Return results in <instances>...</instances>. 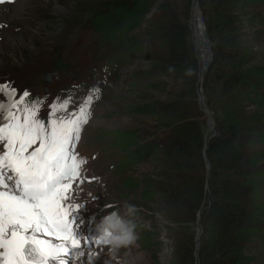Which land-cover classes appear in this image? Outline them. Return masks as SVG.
I'll return each instance as SVG.
<instances>
[{
	"label": "trees",
	"instance_id": "16d2710c",
	"mask_svg": "<svg viewBox=\"0 0 264 264\" xmlns=\"http://www.w3.org/2000/svg\"><path fill=\"white\" fill-rule=\"evenodd\" d=\"M145 1L107 4L109 17L102 12L99 24L108 42L113 40L123 50H139L141 40L129 36L127 30L147 11ZM197 1L212 42V58L201 83L215 121L214 134L205 144V158L202 117L195 108L197 60L186 21L166 1L158 4L143 30V36L156 40L162 52L149 71L138 70L162 77L148 81V86L164 96L141 92L137 100L121 105L128 115L148 116L150 129L143 137L136 127L119 126L104 137L115 154L111 164L119 177L117 190L128 194L143 188L144 200L160 201L163 215L186 230L188 239L180 255L175 254L174 264H193L195 245L188 223L196 221L197 213L201 228L195 249L197 264H253L247 244L258 229V213L264 211L259 199L264 182V66L250 63L253 41L251 37L240 39V25L246 8L264 0ZM95 12L91 10L93 16L86 21L93 23ZM137 12L140 15L131 19ZM255 21L264 25L263 17ZM104 23L112 24L110 32ZM188 69L193 75L186 74ZM248 103L254 105L252 110L246 108ZM144 160L151 164L153 174L140 179L132 174L133 165ZM137 228L141 240L148 239L149 232Z\"/></svg>",
	"mask_w": 264,
	"mask_h": 264
},
{
	"label": "rangeland",
	"instance_id": "374dc122",
	"mask_svg": "<svg viewBox=\"0 0 264 264\" xmlns=\"http://www.w3.org/2000/svg\"><path fill=\"white\" fill-rule=\"evenodd\" d=\"M9 1L11 4L16 2L23 10L17 13L13 21L0 22V84L9 82L16 89V99L27 90L29 96L26 97L25 104L38 102L40 108L37 118L45 122L48 120L49 105L57 101V98L58 103L69 101L68 108L58 115L79 114V109L87 104L88 121L82 126L75 148L78 159L84 161L80 169L81 177L74 185L67 202L70 218H78L75 221L79 225L78 238L90 236L97 239L96 222L117 209L123 214L125 203L139 209L134 220L138 237L134 245L111 253L97 243L82 242V247L76 251L75 256H69L66 260L71 264H174L175 254L180 255L182 245L188 239L186 230L180 227V223L175 224L163 215L160 201L144 200L140 195L143 188L138 187L128 194L126 190H117L119 177L111 164L115 154L104 136L120 126L136 127L140 135L145 137L149 117L128 115L121 106L137 100V94L141 92L153 97L164 96L160 90L148 86V81L162 77L138 71H149L157 55L162 52L156 40L143 36L144 26L148 19L154 17L158 4L163 1L172 6L176 15L187 23L190 12L193 17L194 5L191 10V0H146L148 8L142 19L127 30L129 36L133 35L141 40L138 51L123 50L122 46L113 44V40L108 42L102 35L104 26L99 24L102 18L100 14L105 12L106 17H109L108 10L111 9L106 6L112 0ZM91 10L97 11L93 23L86 21L93 16L90 15ZM138 15L139 12L131 16V19ZM201 17L204 20L202 12ZM242 17L240 39L251 37V49L255 51L250 63L264 66V25L260 26L255 21L260 17L264 18V1L247 7ZM121 24H126L124 18ZM104 25L105 31L112 30V24ZM187 27L190 41L191 28L190 25ZM198 40L195 37V41ZM211 45L209 39L212 49ZM197 65L199 69L198 60ZM136 71L139 74H135ZM47 72L50 73L49 81L44 82ZM196 75L195 108L202 117L203 139L206 144L210 134L215 131L214 113L203 95L202 74L201 77H198V73ZM168 84L166 87H171ZM0 102L7 103V97L3 93H0ZM253 106L248 103L246 108L252 110ZM204 107L212 120L211 127L206 124ZM206 171L205 169V173ZM132 174L142 179L145 175L153 174V169L144 160L133 165ZM259 199L264 203V182L261 183ZM257 218L258 229L247 244V252L252 255L253 264H264V211L259 212ZM188 224L195 245L193 264H197L195 249L201 228L198 221ZM137 225L145 228L146 234L149 232L147 242L141 240Z\"/></svg>",
	"mask_w": 264,
	"mask_h": 264
},
{
	"label": "snow or ice",
	"instance_id": "6c2138e0",
	"mask_svg": "<svg viewBox=\"0 0 264 264\" xmlns=\"http://www.w3.org/2000/svg\"><path fill=\"white\" fill-rule=\"evenodd\" d=\"M0 93L7 97L0 102V264H71L66 258L82 242L99 243L78 238V218H70L67 206L84 162L75 148L88 121L87 104L79 114L58 115L69 101L57 98L45 122L37 118L38 102L25 104L27 90L16 99V89L5 82Z\"/></svg>",
	"mask_w": 264,
	"mask_h": 264
},
{
	"label": "clouds",
	"instance_id": "9594fccd",
	"mask_svg": "<svg viewBox=\"0 0 264 264\" xmlns=\"http://www.w3.org/2000/svg\"><path fill=\"white\" fill-rule=\"evenodd\" d=\"M172 70V68L169 69V71ZM186 74L193 75V70L188 69ZM138 212L139 209L135 205L125 203L123 214L117 209L102 216L96 222L98 245L107 248L111 253L134 245L138 237L133 218Z\"/></svg>",
	"mask_w": 264,
	"mask_h": 264
},
{
	"label": "built area",
	"instance_id": "2783aa9c",
	"mask_svg": "<svg viewBox=\"0 0 264 264\" xmlns=\"http://www.w3.org/2000/svg\"><path fill=\"white\" fill-rule=\"evenodd\" d=\"M192 5H195L197 10H198V14L195 17L196 21H197V24H196L197 28L195 27V24L193 22V17H192V13L191 12H190L189 18L187 20V25H190V28H191L190 41H191V44H192L193 49H194V54H195V56L197 57V60L200 63V67L198 69V77L199 76L201 77V74H203V72L205 71V69L207 68V66L209 65V63L211 61L212 49L209 46L208 35L206 33V30H205L204 20L201 17V10H200V7H199V4H198L197 0H193V1L191 0V10H192ZM193 29H199V31L201 32L200 34H201L202 39H203L202 42L206 43V47H207L209 53H208V56L206 55L204 60L199 58V54H200L199 49L201 48V45L199 46L198 45V41H195V36H194ZM201 67H202V69H201Z\"/></svg>",
	"mask_w": 264,
	"mask_h": 264
},
{
	"label": "bare ground",
	"instance_id": "6f19581e",
	"mask_svg": "<svg viewBox=\"0 0 264 264\" xmlns=\"http://www.w3.org/2000/svg\"><path fill=\"white\" fill-rule=\"evenodd\" d=\"M20 2H22V0H20ZM22 5V4H21ZM12 7V8H11ZM194 9H193V22L195 24V27H196V24H197V21H196V16L198 14V10L196 8V6L194 5L193 6ZM23 10V7L20 6L19 4H17L16 2L14 4H11V2H2L0 3V22L1 21H5L6 23L8 21H13V19L15 18V16H17V13H21ZM25 10V9H24ZM195 11V12H194ZM23 14V13H22ZM21 14V15H22ZM24 15V14H23ZM19 17V16H18ZM17 19V18H16ZM197 28V27H196ZM193 32L195 35V37H198L199 40H198V45L200 46L201 45V48L199 49V58L200 59H203L206 57V55L208 56V49L206 47V43H203V39H202V36H201V32L199 31V29H193ZM17 36V35H16ZM202 69V67H201ZM200 77V76H199ZM206 116V115H205ZM207 119H209V115L206 116ZM211 129V128H210ZM45 239H53V238H50V237H43ZM53 243H56L55 242V239H53ZM60 243V242H59ZM59 243H56V244H59Z\"/></svg>",
	"mask_w": 264,
	"mask_h": 264
},
{
	"label": "water",
	"instance_id": "95a60500",
	"mask_svg": "<svg viewBox=\"0 0 264 264\" xmlns=\"http://www.w3.org/2000/svg\"><path fill=\"white\" fill-rule=\"evenodd\" d=\"M193 1V0H192ZM49 74L50 73H46V75H45V77H44V81H48L49 80ZM201 81V80H200ZM198 94V93H197ZM200 94H198V96H199ZM203 113H205V115L206 116H208V112H207V110L205 109V107H204V109H203ZM206 116H205V118H206ZM204 118V119H205ZM205 121H206V124L208 125V127H211L212 126V120L209 118V119H205ZM211 135H213V134H210V136ZM204 150H205V144L203 145V147H202V152H203V157L205 158V155H204ZM208 167H209V164H208V161H206L205 160V168L206 169H208ZM198 221V213H197V216H196V222ZM196 241H197V239H196Z\"/></svg>",
	"mask_w": 264,
	"mask_h": 264
}]
</instances>
